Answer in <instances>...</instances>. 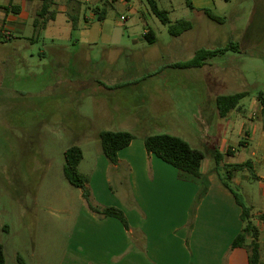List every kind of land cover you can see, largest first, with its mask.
Here are the masks:
<instances>
[{"label":"crops","instance_id":"1","mask_svg":"<svg viewBox=\"0 0 264 264\" xmlns=\"http://www.w3.org/2000/svg\"><path fill=\"white\" fill-rule=\"evenodd\" d=\"M28 1L32 3L29 9L14 4L13 0L2 9L0 29L4 24L13 38L21 37L32 15L34 31L39 33L43 30L40 23L45 21L46 29L57 20L58 14H65L73 31L84 28L79 35L82 49L88 54L85 64L92 62L98 45L102 46L100 51L105 55L120 56L125 51H139L143 56L151 57V62H148L151 70L130 73L109 67L94 71L95 78L73 80L76 84L73 83L72 88L83 91L86 99V102L78 103L83 107L79 115L89 124V129H94L97 139L103 131L126 130L135 135L132 142L119 151L118 165L109 163L101 147L93 152L86 173L80 170L85 161L83 149L79 165L80 172L89 179L88 187L94 203L123 210L130 229L127 230L114 217L101 218L92 213L82 195L84 203L61 264H249L246 248H231L244 227L243 208L234 193L222 184L216 171L215 153L211 160L205 156L199 179L186 180L179 177L177 168L149 153L145 146L146 136L163 133L181 137L201 151L205 146H212L232 159L223 162V166L250 162L256 177L253 178L250 170L244 169L234 173L231 182L242 186L244 180H254L263 185L264 129L258 96L248 110L240 103L237 109L221 117L215 103L220 95L209 100V84L207 81L204 84L200 82L202 77L207 78L211 62L208 60L198 67H185L199 50L208 49L210 41L217 44L219 40L210 39L202 32V25L193 21L191 30L171 35L169 41L163 39L161 26L147 0H55L49 9V13L54 12L55 16L48 21V13L45 18L38 16L43 0ZM154 1L159 9L168 12V17L177 9L175 0ZM230 1L189 0L191 6L187 5L194 12L195 20L200 21L204 17L209 18L205 10L214 14L217 10L224 11ZM119 2L126 9L124 14H120V20L125 24L121 37L127 39L129 48L121 46L118 32L107 29V7ZM222 18L224 22L221 24H224L226 17ZM96 19L99 27L97 33H92ZM170 21L172 23V19ZM233 28L238 34L235 36L238 45L246 32L237 24ZM149 30L155 36L153 43L145 39ZM7 34L11 36L0 33V39ZM115 34L118 37H114ZM32 40L35 39L32 37ZM229 42L225 48L246 49ZM57 52L68 53L64 48ZM68 54L71 55L70 52ZM238 57L229 56L231 62L228 65L233 66L235 62L232 60ZM248 58L264 60V56L257 54L248 55ZM72 74L82 73L73 70ZM101 75L107 83L98 79ZM138 75L144 77L135 79ZM157 75L176 77L171 83L166 79L139 83L146 80V76ZM192 75L199 78L200 83L190 82ZM83 109L86 111L83 112ZM210 123L216 124L214 139L218 140L217 143L204 141L203 135L208 132ZM97 124L103 126L97 128ZM193 209L194 218L189 227ZM261 213L264 211L253 213L251 221L259 232L261 261L264 264V224L257 218ZM250 240L249 237L247 242ZM3 246L8 264L7 247Z\"/></svg>","mask_w":264,"mask_h":264},{"label":"rangeland","instance_id":"2","mask_svg":"<svg viewBox=\"0 0 264 264\" xmlns=\"http://www.w3.org/2000/svg\"><path fill=\"white\" fill-rule=\"evenodd\" d=\"M9 2L0 0V23L2 9ZM187 2L175 0L177 9L169 14L171 24L190 20L202 25L203 33L212 40H219L217 44L209 42L210 50L225 49L229 41L237 45L235 36L238 34L233 28L234 24L245 30V37L237 46L246 49L237 51L229 47L227 51L209 59L212 67L207 69L208 79L202 77L200 82H208L209 100L217 95L248 92L241 101L248 110L252 101L264 92V60L248 58L251 54L264 56V0H231L224 11H214L226 17L224 24L206 17L195 20V14ZM13 3L24 9L32 5L28 0H13ZM107 9V29L118 32L121 37L125 24L120 20V14H124L126 9L120 2ZM33 18L34 15L28 20L21 37L13 38L12 32L7 31L4 24L0 29L1 34L11 35L0 39V243L7 247L8 264H22L21 261L26 264H61L84 203L82 190L71 185L65 177L64 152L73 145L81 147L85 152V161L80 170L86 173L93 152L101 147L94 129H89V124L79 115L83 107L78 103L86 102L84 92L73 89L71 85L76 84V79L95 78L94 71L109 67L139 73L150 69L148 62H151V57L143 56L139 51H125L120 56L105 55L100 51L102 46L98 45L92 62L85 64L88 54L82 49L79 35L83 27L73 31L67 16L58 14L55 22L35 33ZM156 20L161 26L163 39L171 40L169 26L157 16ZM98 22L96 19L92 33H97ZM119 42L121 46L129 48L127 39L121 37ZM61 48L71 55L57 52ZM234 55L239 57L232 60L235 64L230 66L231 59L228 57ZM160 57L164 59L163 55ZM73 70H80L82 74L75 76ZM143 77L138 75L135 79ZM175 77L146 76V80L139 83L153 82L155 79H166L171 83ZM98 79L107 83L104 75ZM189 79L190 82L200 83L194 75ZM102 126L97 124V128ZM215 128L216 124H208L204 141L218 142L214 139ZM216 150L220 152L212 146H205L202 151L211 160ZM230 160L229 156L223 155L221 166ZM221 172L224 173V169ZM245 173L248 174L247 171ZM262 183L244 180L243 185L239 186L231 182L240 201L252 209L251 215L259 210L264 211V181Z\"/></svg>","mask_w":264,"mask_h":264},{"label":"trees","instance_id":"3","mask_svg":"<svg viewBox=\"0 0 264 264\" xmlns=\"http://www.w3.org/2000/svg\"><path fill=\"white\" fill-rule=\"evenodd\" d=\"M153 14L157 16L160 21L169 26V32L171 35L177 36L184 32H187L192 29V22L189 20H179L175 24H171V21L168 17V12L165 10L159 9L154 0H147ZM55 0H43L42 9L39 12L38 16L45 18V15L48 13L49 19H54V12L49 13L50 7L54 4ZM189 6L191 3L187 2ZM206 15L213 21L217 23H223L224 18L214 14L209 10H205ZM46 22L40 23L41 28H45ZM38 26V21H37ZM9 37V35H6ZM152 36V37H151ZM154 33L149 30L145 36V39L149 43L154 42ZM229 48L225 49H201L199 50L194 59L185 67H198L209 59L222 54L227 51ZM248 92L241 91L228 95H220L216 98L215 103L219 114L221 117H226L231 111L237 109L241 101L247 97ZM264 92H261L258 95L260 104H261V114L263 117V129H264ZM135 138V135L130 131H103L100 133L99 139L101 143V150L103 155L107 158L111 165L119 164L118 153L121 149L127 147L132 140ZM145 146L149 153H153L158 156L163 161L171 164L179 171V177L186 180H196L200 178V169L202 162L205 158L203 151L194 148L191 144L185 139L171 135L168 133L163 134H152L145 137ZM65 164H64V174L66 179L74 187L80 188L83 192V198L85 199L88 209L101 218L114 217L118 219L124 227L129 230L130 226L127 220V217L123 210L117 207H104L94 203L91 191L88 187L89 179L87 176L83 175L79 170V165L83 159V150L78 145H73L69 147L64 152ZM215 164L216 171L220 176L222 184L231 190L237 201L240 203L243 208L242 221L244 222V227L241 233L233 241L231 248L242 247L246 248L249 253V264H263L261 261L260 254V244H259V232L256 226L253 225L251 221V208L244 205L238 195L235 193L231 180L233 174L248 169L251 172L253 178L256 176L253 173L250 162H245L243 164H235L229 166H221L223 161V155L216 150L215 153ZM224 169V173L221 170ZM128 186V184H127ZM113 191L114 188L111 185ZM194 218V209L191 212V219L189 227L192 226ZM259 221L264 224V213H261L257 217ZM251 238L248 243V238ZM0 264H6V255L5 249L2 243H0Z\"/></svg>","mask_w":264,"mask_h":264},{"label":"built area","instance_id":"4","mask_svg":"<svg viewBox=\"0 0 264 264\" xmlns=\"http://www.w3.org/2000/svg\"><path fill=\"white\" fill-rule=\"evenodd\" d=\"M122 19H124V17H122Z\"/></svg>","mask_w":264,"mask_h":264}]
</instances>
